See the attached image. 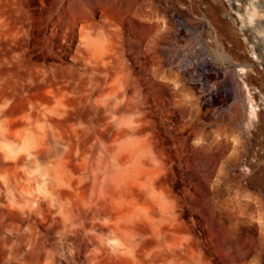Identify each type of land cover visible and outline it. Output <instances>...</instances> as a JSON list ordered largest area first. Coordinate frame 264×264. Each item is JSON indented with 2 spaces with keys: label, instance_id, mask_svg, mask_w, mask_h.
I'll use <instances>...</instances> for the list:
<instances>
[{
  "label": "rangeland",
  "instance_id": "obj_1",
  "mask_svg": "<svg viewBox=\"0 0 264 264\" xmlns=\"http://www.w3.org/2000/svg\"><path fill=\"white\" fill-rule=\"evenodd\" d=\"M235 8L262 23L264 58V0H0V264H88L98 247L264 264V61L250 97L224 57L237 50L209 34L222 20L239 35ZM118 200L142 214L118 220ZM66 209L111 226L86 227L77 261Z\"/></svg>",
  "mask_w": 264,
  "mask_h": 264
},
{
  "label": "bare ground",
  "instance_id": "obj_2",
  "mask_svg": "<svg viewBox=\"0 0 264 264\" xmlns=\"http://www.w3.org/2000/svg\"><path fill=\"white\" fill-rule=\"evenodd\" d=\"M235 9H236L235 12L237 13L238 9L237 8ZM252 9H254V6H252ZM237 15L240 17V20H241V29H240L239 35L230 32L229 29H227L228 24L222 20H217L216 22H214V27H212L209 30L210 31L209 34H210V37H212L214 41L217 43H221L222 45H224V42H228L229 44L232 45V48L230 50L227 47H222L223 49L229 50L230 52H234L237 50V52L233 56L227 57V55L224 54V57H225V60L227 61H234L238 63L239 65L238 72L241 76L240 78L241 83L243 85V88L247 91L248 96H250L251 95L250 87L247 84L246 79H249V78L252 79L253 77L251 74L258 75L259 73L256 70V64L259 61L260 62L264 61L262 54L257 52V48H256L257 45H255V42H254L257 39V36L261 34L263 25L261 22H257V24L254 27L252 28L249 27L252 22V17L254 16V12L250 13L248 9L244 15L243 14L240 15L238 13ZM223 29H226L224 30L226 31V36L224 34ZM224 36L225 38L223 39ZM245 42H247L248 44H251L250 45L251 55L248 61H245L248 58L245 55V50H246ZM217 57L222 58V55L217 52ZM163 87L166 88L167 86L164 85ZM162 104H163L162 105L163 110H165L166 100L164 96H163ZM263 107H264V99H263ZM260 109L261 108L259 106H254L252 101H250L249 116L252 119L256 120L257 115H259L258 111H260ZM261 117L264 120L263 114H261ZM131 195L135 196L134 194H131ZM171 196L172 195L170 193L167 194V197H171ZM120 197L121 196L117 198L120 199ZM125 201L126 203L119 201V200L111 201L110 203L111 213L115 214L118 220L122 218H134L137 215V213L142 214V211L136 208L135 204L131 203L128 200H125ZM94 208L96 209V206ZM63 210H62V213H63ZM124 211H126V214L124 213ZM65 213H66L65 214L66 220L68 221L67 225L70 226L65 238L73 242V239H75L77 235L85 234V237L83 238L84 243L74 246V259L75 261H77L79 257H81V254L83 253L82 251L83 245L85 244L89 245V243L86 241V236H87V233L85 231L86 227L90 226L92 229H100L101 231H103L105 229H111V226L106 225V224H101L98 222H88V221L82 220V214L80 212L73 213L66 209ZM161 225H165L168 229L174 228V227H171V228L169 227L171 226V221H164V223L163 224L161 223ZM158 226L159 224L158 225L153 224V223L147 224V227H149L150 231L159 237L160 232L158 230ZM112 230H113L114 235L121 236L124 239V241H126L130 246L137 245L138 240L136 237L135 229H129V228L119 229L116 227V228H113ZM203 241L205 240L203 239ZM103 252H104L103 249L99 247L93 248L88 253L84 254V260L87 261L88 264H135L132 260H130L128 256H126V254L121 253L119 251L109 252L105 254ZM109 258L111 259L113 263H110V261H108ZM185 258L186 260L181 262L180 264H207L205 261L200 262L198 258L191 253L186 254ZM219 258L222 260L223 259L226 260L227 258H229V255L222 253L219 255ZM229 262L230 264H235V260L233 259H229ZM149 264H159V262L158 260H151Z\"/></svg>",
  "mask_w": 264,
  "mask_h": 264
}]
</instances>
